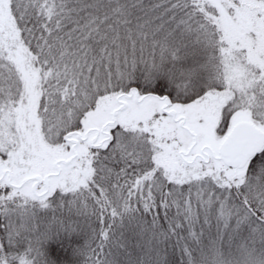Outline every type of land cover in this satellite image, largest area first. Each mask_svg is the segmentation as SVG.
Segmentation results:
<instances>
[{
	"label": "snow or ice",
	"instance_id": "1",
	"mask_svg": "<svg viewBox=\"0 0 264 264\" xmlns=\"http://www.w3.org/2000/svg\"><path fill=\"white\" fill-rule=\"evenodd\" d=\"M255 232L264 0H0V264H213Z\"/></svg>",
	"mask_w": 264,
	"mask_h": 264
},
{
	"label": "trees",
	"instance_id": "2",
	"mask_svg": "<svg viewBox=\"0 0 264 264\" xmlns=\"http://www.w3.org/2000/svg\"><path fill=\"white\" fill-rule=\"evenodd\" d=\"M245 235L246 239L237 243L227 238L213 241L208 249L212 254L213 264H264V243H262L264 238L259 232L250 236L247 233ZM49 248L61 254L65 253V249L56 241L50 242Z\"/></svg>",
	"mask_w": 264,
	"mask_h": 264
}]
</instances>
